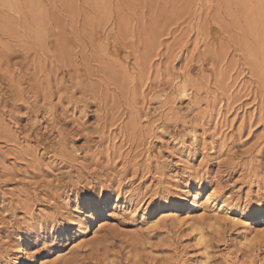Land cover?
Listing matches in <instances>:
<instances>
[{
	"label": "rangeland",
	"instance_id": "1",
	"mask_svg": "<svg viewBox=\"0 0 264 264\" xmlns=\"http://www.w3.org/2000/svg\"><path fill=\"white\" fill-rule=\"evenodd\" d=\"M25 261L264 264V0H0V264Z\"/></svg>",
	"mask_w": 264,
	"mask_h": 264
},
{
	"label": "snow or ice",
	"instance_id": "2",
	"mask_svg": "<svg viewBox=\"0 0 264 264\" xmlns=\"http://www.w3.org/2000/svg\"><path fill=\"white\" fill-rule=\"evenodd\" d=\"M104 195L106 196L107 194L105 193ZM79 203L84 211H89L103 203V198L98 199L93 193H84Z\"/></svg>",
	"mask_w": 264,
	"mask_h": 264
},
{
	"label": "bare ground",
	"instance_id": "3",
	"mask_svg": "<svg viewBox=\"0 0 264 264\" xmlns=\"http://www.w3.org/2000/svg\"><path fill=\"white\" fill-rule=\"evenodd\" d=\"M197 198V197H196ZM208 199V198H207ZM193 200V199H192ZM182 203V202H181ZM198 203V202H197ZM175 204V203H174ZM187 204V203H186ZM191 204V203H190ZM108 205V204H107ZM114 205V204H113ZM102 206V205H101ZM115 206V205H114ZM113 206V207H114ZM181 206V205H180ZM177 207V206H176ZM186 207V206H185ZM182 208V207H181ZM195 208V207H194ZM101 210V208H99L98 206L97 207H95V208H93V209H91V210H89L88 211V213H87V216L88 217H91V216H93L94 214H96V213H98L99 211ZM181 210V209H180ZM192 211V210H191ZM190 212V211H189ZM177 213V212H176ZM186 214V213H185ZM190 214H191V212H190ZM147 216V215H146ZM148 217V216H147ZM157 220V219H156ZM156 222V221H155ZM20 254V253H19ZM23 264H28L26 261L25 262H23Z\"/></svg>",
	"mask_w": 264,
	"mask_h": 264
}]
</instances>
